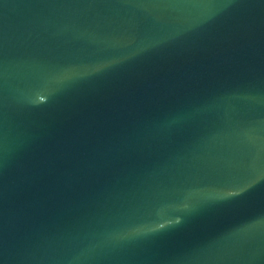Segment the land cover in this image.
Returning <instances> with one entry per match:
<instances>
[{
  "label": "water",
  "instance_id": "obj_1",
  "mask_svg": "<svg viewBox=\"0 0 264 264\" xmlns=\"http://www.w3.org/2000/svg\"><path fill=\"white\" fill-rule=\"evenodd\" d=\"M0 264H264V0H0Z\"/></svg>",
  "mask_w": 264,
  "mask_h": 264
}]
</instances>
